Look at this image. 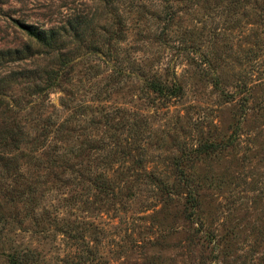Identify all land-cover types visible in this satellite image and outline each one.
I'll return each instance as SVG.
<instances>
[{
  "label": "rangeland",
  "instance_id": "374dc122",
  "mask_svg": "<svg viewBox=\"0 0 264 264\" xmlns=\"http://www.w3.org/2000/svg\"><path fill=\"white\" fill-rule=\"evenodd\" d=\"M120 8L0 0V264H264V0Z\"/></svg>",
  "mask_w": 264,
  "mask_h": 264
},
{
  "label": "trees",
  "instance_id": "16d2710c",
  "mask_svg": "<svg viewBox=\"0 0 264 264\" xmlns=\"http://www.w3.org/2000/svg\"><path fill=\"white\" fill-rule=\"evenodd\" d=\"M98 4L101 5V8L103 10L104 13H107V15H110L111 19H112V23L109 22L108 26H112V25H116L118 26V28L120 27V25L123 23V18L120 15V13L123 11L122 7L123 4H125L126 1H135V0H97ZM104 16V15H103ZM171 18V16L169 15V13L167 12L166 14V18L165 20H167L168 18ZM106 20L104 19V17H101V20ZM18 25V27L20 28V30L27 35V37L32 40L35 41L37 44L43 46L44 48H48V49H52L56 42L57 39L56 37H58V35L60 34V32H56L54 30H39L37 28H32V27H28L25 26L21 23H16ZM119 30V29H118ZM63 33V32H61ZM121 36V33L117 32L116 33V38L119 39V37ZM29 50V47H27ZM23 53V51H7L5 52L3 55V59L4 58H13L15 55H21ZM106 53L108 52H104V54L106 55ZM119 72V71H118ZM117 72V73H118ZM53 83L51 81V78L48 76L47 81L45 82L46 85H44V87L42 89H39V86L37 85V83L32 84L33 88L35 89V91H37L39 94L42 93L47 90L48 88H51L53 86ZM150 89L153 90L154 92H156L158 95L162 96L163 98L167 99V98H173L176 96H179V92L181 91V89H179L178 87H175V89L173 91H171L170 94H166L165 90H166V85L162 82H160L159 80L151 79L150 81ZM100 96V95H99ZM98 96V98H99ZM69 120L63 121V123L59 124V126L56 128V133L59 135V138H63L65 137V125L68 124ZM46 132H48L46 130ZM4 139L5 141L3 142V147H12V148H16L17 149V145L19 146L23 140V138L26 136L24 132L17 129V127L8 129L7 132H5L4 135ZM4 139H0V145L2 144L1 140ZM10 159H7V162H9ZM181 176H184L183 171L180 172ZM194 189H192V187L189 189V198L188 201L192 204H196L197 199H196V195L194 194ZM19 258H13L10 260V262L12 264H17L16 262L18 261Z\"/></svg>",
  "mask_w": 264,
  "mask_h": 264
}]
</instances>
